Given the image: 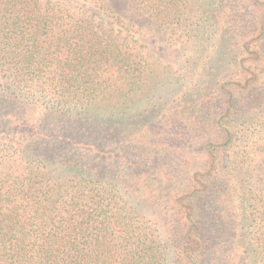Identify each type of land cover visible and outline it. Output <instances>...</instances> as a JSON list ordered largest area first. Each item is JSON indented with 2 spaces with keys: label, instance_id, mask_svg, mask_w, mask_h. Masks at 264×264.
Returning <instances> with one entry per match:
<instances>
[{
  "label": "trees",
  "instance_id": "trees-1",
  "mask_svg": "<svg viewBox=\"0 0 264 264\" xmlns=\"http://www.w3.org/2000/svg\"><path fill=\"white\" fill-rule=\"evenodd\" d=\"M131 1L209 43L204 87L154 102L98 12L0 0V264H264L230 173L264 130V0Z\"/></svg>",
  "mask_w": 264,
  "mask_h": 264
},
{
  "label": "rangeland",
  "instance_id": "rangeland-1",
  "mask_svg": "<svg viewBox=\"0 0 264 264\" xmlns=\"http://www.w3.org/2000/svg\"><path fill=\"white\" fill-rule=\"evenodd\" d=\"M62 1L67 3L68 0ZM70 1L72 5L81 7L87 13L98 12L99 15H96L95 19L101 21L104 30L114 29L112 34H117L119 40L127 42L131 53L137 55V61L145 66V63H150L159 70L153 84L154 102L162 104L166 96L174 98V92L178 89L195 90L204 87L203 78L197 74L201 69H207L206 62L210 60L209 43L206 44L197 38L187 41L185 36L179 34L182 29H176V32L164 29L165 27L159 29L152 25L154 20L138 10L131 0ZM165 30L168 31L167 35ZM184 59L189 60L188 65L184 63ZM180 66L186 68L178 70ZM237 140L241 150L237 162L230 168V173L236 191L245 194L241 202L248 218L245 221L247 227L254 222L252 219L257 210L264 205V130L259 131L256 124L247 126ZM6 150L9 151L7 148ZM210 211L207 210L204 221L214 228V223L219 222L220 218L214 222ZM251 231L249 228L248 234H251ZM209 257L208 255L207 258ZM208 261L207 259L206 264Z\"/></svg>",
  "mask_w": 264,
  "mask_h": 264
}]
</instances>
